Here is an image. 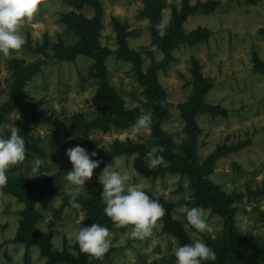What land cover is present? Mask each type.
<instances>
[{"label":"rangeland","instance_id":"1","mask_svg":"<svg viewBox=\"0 0 264 264\" xmlns=\"http://www.w3.org/2000/svg\"><path fill=\"white\" fill-rule=\"evenodd\" d=\"M165 1L162 18L169 23L172 9L179 10L183 0ZM196 1L188 0L190 4ZM211 1L216 2L212 11L190 14L182 24L185 31L206 27L211 31L208 40L197 45H180L172 51L173 58L157 70L158 81L170 104V116L162 122L161 128L171 137L173 150L179 153L186 133L177 104L192 93L193 70L197 69L203 78L213 84L204 94L205 103L219 105L226 110L225 115L203 113L196 117L200 128L196 144L197 161L203 163L217 148L236 146V149L215 160L206 176L222 191L243 194L233 203L236 210L232 228L226 226L221 216L205 209L206 232L185 229V210L191 208L192 192L186 176L165 173L152 179L151 169L147 167L144 156L139 154H120L113 158L110 165L115 166L119 161L120 167L115 170L128 174L131 177L129 184L159 202L172 203L171 217L181 224L192 242L202 239L212 245L232 235L230 264H264V195L251 193L264 182V73L255 68V58L264 62V35L259 32L264 28V0ZM100 2L103 9L98 39L108 51L106 66L109 82L123 99L125 107L145 110L144 104L148 100L133 63L117 57L120 30L127 46L139 53L142 72H146L153 62L160 63L163 58L162 51L152 42L149 18L140 13L143 2ZM69 11L81 12L88 19L95 15L94 9L88 6L78 10L60 0H45L34 19L25 21L21 29L26 44L29 43L32 48L25 44L21 50L13 51L10 58L0 54V136L7 138L14 126L20 130L19 134L26 144L27 159L10 168L8 178L20 175L29 178L33 160L38 157L43 162L40 175L31 178H48L60 184L58 193L36 201L40 217L35 227L49 236L52 251H68L76 255L75 230L88 226V223L83 211L64 202L68 192L75 190V186L69 185L64 178L72 168L65 154L66 149L79 145L89 154L95 151L97 155L90 158L99 160L101 164L113 142L130 140L147 143L151 130L148 126L137 132L133 128L134 123L125 129L93 130L88 136L91 139L78 136L72 140L63 135L74 113L81 112L87 118L96 115L93 97L99 80L95 62L88 55L77 54L73 61L55 57L56 44L73 45L79 39L77 28L60 21L61 13ZM10 60L23 65L41 62L39 72L26 80L12 108H9L8 102L12 101L15 69ZM100 164L94 169L93 177L85 182L80 194L85 193L88 182H99L102 169L106 166ZM22 208L21 202L0 189V264H44L46 261L39 247L26 248L15 240ZM109 232V256L97 264H176L174 251L181 245L171 234L163 231L162 220L154 229V236L159 239L155 247L151 246V238L145 241L130 238V228L113 226Z\"/></svg>","mask_w":264,"mask_h":264},{"label":"trees","instance_id":"2","mask_svg":"<svg viewBox=\"0 0 264 264\" xmlns=\"http://www.w3.org/2000/svg\"><path fill=\"white\" fill-rule=\"evenodd\" d=\"M60 1L78 10L84 6L91 7L94 9L95 15L93 18L88 19L81 12L69 11L61 13L60 21L66 23L69 27L77 28L79 30V39L73 45L63 46L61 43L56 44L55 57L59 60L73 61L77 54H86L94 60L97 76L99 77L98 89L93 97L96 115L87 118L81 112L74 113L70 116L68 126L64 130L63 135L76 140L78 136L88 138L93 130L107 132L111 129H125L133 125L141 114L150 112L151 123L149 127L151 134L148 142L115 141L110 145V149L100 165L111 164L113 158L120 154H139L144 156L153 146H163L165 151L162 153L158 152L157 155L163 156L164 163L151 169L152 179L161 177L165 173L186 176L192 191L189 202L190 207L209 209L212 214L221 216L228 228H232L236 210V206L233 203L238 201L243 194L222 191L217 184L211 183L206 176L214 161L230 150L236 149V146L215 149L203 163H199L196 158V144L200 133L196 117L203 113L211 115L226 114L225 108L219 105H208L204 101V94L213 84L210 80L203 78L197 69L193 70L192 93L184 101L177 104L179 115L184 122L186 139L180 144L179 153H176L172 148L171 137L166 135L161 128L162 122L170 116V104L157 78V70L173 58L172 51L175 48L182 44L197 45L208 40L211 31L206 27H197L190 31H185L182 24L190 14L212 11L216 2L198 0L194 4H190L188 0H183L179 10L175 7L172 9L171 22L167 23L165 34L161 37L156 25L164 21L161 10L165 6L166 1L142 0L144 7L140 13L149 18L152 42L163 53L161 62H153V65L146 72H142L140 69L141 59L139 53L134 52L127 46L124 35L119 30L117 57L133 63L137 79L143 85L144 93L148 100L144 104L145 110H140L138 107H125L123 99L109 82L106 66L108 51L100 45L98 39V32L102 27L103 9L100 0ZM236 1L239 2V0ZM259 32L264 35V28L260 29ZM26 45L28 48H32L29 43ZM40 48L42 49V46ZM10 62L15 69V79L11 86L12 101L8 102L9 108H12L23 84L28 78L39 72L41 62H33L28 65L18 63L16 60H10ZM255 62L257 63L255 66L256 70L264 73V62L258 58H255ZM59 189L60 184L48 178L34 180L21 175L8 178V183L3 190L23 204L15 240L23 243L26 248L30 246L39 247L40 254L46 259L44 264H97L107 260L109 251L102 260H97L81 253L78 245L75 246L76 255L68 251L54 252L50 249L49 236L43 234L35 227V223L40 217V213L35 207L36 201L46 195L58 193ZM102 190L103 187L98 181L88 182L85 186V193L77 197V201L81 204L79 210L84 212L88 226H91L92 223H97L111 230L114 224L103 211L105 204L101 197ZM251 193L264 195V182ZM69 199V195L64 197L65 204L69 205ZM160 203L165 209V215L161 219L163 231L171 234L181 246L192 243V240L184 233L181 224L171 217L173 204L165 201ZM231 240L233 241L232 235L219 239L215 244H207L216 253V259L214 261H202V264H230V252H233V249L229 247Z\"/></svg>","mask_w":264,"mask_h":264},{"label":"clouds","instance_id":"3","mask_svg":"<svg viewBox=\"0 0 264 264\" xmlns=\"http://www.w3.org/2000/svg\"><path fill=\"white\" fill-rule=\"evenodd\" d=\"M44 2L45 0H0V54L10 58L13 51L23 48L27 41L25 35L22 34V26L25 21L34 19ZM166 26V21H161L156 25L161 37L165 34ZM150 123L151 113H143L137 118L133 128L139 132L147 128ZM19 132L20 130L13 126L7 138L0 136V189L6 187L8 183V170L22 164L27 159L25 140ZM97 147L101 146L97 145ZM164 151L163 146H153L144 155L147 167L154 169L163 164V156L157 153ZM65 154L72 168L64 178L69 185L75 186V190L68 192L70 196L68 203L72 208L80 209L81 204L77 201V197L84 188L85 182L93 177L94 169L99 166L100 161L90 158L97 155L95 151L89 154L84 147L79 145L66 149ZM42 163L40 158H34L31 167L32 175L29 178L40 175L38 173ZM119 167V161L115 166L108 164L99 176V183L103 186L101 192L105 204L103 211L115 227L130 228V238L139 241L151 238V246L155 247L159 244V239L154 236V229L158 221L164 217L165 209L154 194V198H151L142 189L129 184L131 177L115 170ZM185 213L186 230L191 228L200 233L206 232L208 224L205 209L193 207L186 209ZM109 236L110 232L107 227L92 223L91 226H81L76 229L73 240L81 253L102 260L111 247ZM174 255L176 264H202V261L216 259L214 250L202 239H194L192 243L176 247Z\"/></svg>","mask_w":264,"mask_h":264}]
</instances>
